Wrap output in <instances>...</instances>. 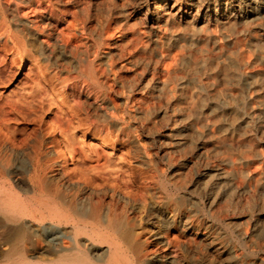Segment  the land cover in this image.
I'll return each mask as SVG.
<instances>
[{
	"label": "rangeland",
	"instance_id": "374dc122",
	"mask_svg": "<svg viewBox=\"0 0 264 264\" xmlns=\"http://www.w3.org/2000/svg\"><path fill=\"white\" fill-rule=\"evenodd\" d=\"M201 1L9 4L0 18V182L65 216L79 200L115 208L111 225L102 208L64 246L57 231L70 225L0 221V264H264V0ZM15 4L25 13L18 23ZM27 19L49 33L47 56L15 32ZM61 33L77 48L61 46ZM37 173L62 199L34 190Z\"/></svg>",
	"mask_w": 264,
	"mask_h": 264
},
{
	"label": "bare ground",
	"instance_id": "6f19581e",
	"mask_svg": "<svg viewBox=\"0 0 264 264\" xmlns=\"http://www.w3.org/2000/svg\"><path fill=\"white\" fill-rule=\"evenodd\" d=\"M201 1V0H200ZM25 3L29 4L31 2H34V4L36 5V11L40 10L41 9V0H24ZM49 2V1H48ZM57 2V1H56ZM90 2V1H89ZM173 2V1H172ZM199 2V1H198ZM203 2V1H201ZM10 3H14L13 0H0V18L1 16L4 14L6 8L9 6ZM182 3V2H181ZM196 3V2H195ZM156 4V3H155ZM30 5V4H29ZM43 5V4H42ZM199 5V4H198ZM166 6V5H165ZM164 6V7H165ZM194 6V5H193ZM201 6V5H200ZM247 6V5H246ZM10 7V6H9ZM199 7V6H198ZM196 8V7H195ZM23 9V8H22ZM177 9V8H176ZM159 10V9H158ZM161 11V10H159ZM166 11V10H165ZM177 11V10H176ZM183 11V10H182ZM200 11V10H199ZM22 12V11H20ZM16 7V4H15V8L13 9V15H12V18L11 20L15 21V22H19L18 21V18H21V14H25L24 12L23 13H20ZM198 12V10H197ZM43 13V12H42ZM29 14V13H28ZM158 14V13H157ZM160 14V13H159ZM170 14V13H169ZM172 14V12H171ZM187 14V13H186ZM27 15V14H26ZM180 16V15H179ZM194 16V15H192ZM16 18V19H15ZM52 18V17H51ZM162 18V17H161ZM3 19V18H2ZM175 19V18H174ZM189 19V18H188ZM1 20V19H0ZM64 20V19H63ZM56 21V20H55ZM177 21V20H176ZM185 21V20H184ZM142 22V21H141ZM149 22V21H148ZM162 22V21H161ZM193 22V21H191ZM2 23V22H1ZM0 23V25H2ZM4 23V22H3ZM6 23V22H5ZM4 23V24H5ZM155 23V22H154ZM227 23V22H226ZM40 23L36 20V19H27L24 23H19L20 25V29H16L15 28V32L20 36L22 37L26 44L28 43L27 41L30 40L29 38H31V40H33V42L37 43V47H38V52L40 55H45L47 56L46 54V47H48L50 45V41H49V33H46L45 31H43V26L39 25ZM48 24V23H47ZM143 25V24H142ZM2 27V26H1ZM72 27V21L68 22L67 25H66V28L67 29H71ZM178 27V26H177ZM3 28V27H2ZM157 28V27H156ZM174 28V27H173ZM2 31V29H0ZM50 30V29H49ZM48 31V30H47ZM49 32V31H48ZM65 32V31H64ZM69 35V33H61L60 34V42L62 43L61 46L63 47H70L71 49H75L77 48L76 47V43L72 42L74 41L73 39H75L76 37L73 35L71 36V38L67 37ZM52 36V35H51ZM13 37V36H12ZM17 36H15L16 38ZM19 40L20 38L17 37ZM17 38H16V42H17ZM158 38V37H157ZM72 40V41H71ZM77 40V39H76ZM22 41V40H20ZM20 43V42H19ZM135 43V42H134ZM139 44V43H138ZM161 44V43H160ZM21 45V44H20ZM30 44H28L29 46ZM162 45V44H161ZM165 45V43H164ZM23 46V45H22ZM11 48V47H10ZM20 49V48H19ZM23 50V49H22ZM160 50V49H159ZM48 52V51H47ZM170 53V52H169ZM172 55V54H170ZM167 56V54H166ZM49 59V58H48ZM65 59V58H63ZM175 59V58H174ZM169 60H170V56L168 58V63H169ZM165 61V60H164ZM163 61V62H164ZM171 61V60H170ZM167 62V61H166ZM163 66V65H162ZM161 66V67H162ZM165 66H167L165 64ZM89 67H90V70L91 72H93V75H90L89 77H91V79L94 78V67H93V61H90L89 60ZM172 68V67H171ZM170 68V69H171ZM59 69V68H58ZM160 70V69H159ZM172 70V69H171ZM161 71V70H160ZM158 71V72H160ZM57 73V72H56ZM159 74V73H158ZM172 74V72H171ZM2 76V75H1ZM162 76V75H161ZM109 77V76H108ZM61 78V76H60ZM59 80V79H58ZM111 80V79H110ZM2 81V79H1ZM90 81V80H89ZM3 82V81H2ZM64 82V81H63ZM75 82V81H74ZM108 83H110L109 81H106ZM1 83V82H0ZM6 84V83H5ZM159 84V83H158ZM81 85V84H80ZM104 86V85H103ZM106 87V86H104ZM73 91V90H72ZM92 92V91H91ZM156 93V92H155ZM79 94L76 93L75 94V100L76 101H79ZM110 95V94H109ZM90 96V95H89ZM93 97V102L95 103V95L92 96ZM86 98V97H85ZM113 99V98H112ZM83 100V99H82ZM114 100V99H113ZM73 101V100H72ZM87 101V100H86ZM13 102V101H12ZM89 102V101H88ZM99 102V101H98ZM116 102V101H114ZM97 103V102H96ZM108 103H110V105H112V101L108 98ZM26 104V103H25ZM32 104V103H31ZM94 106V105H93ZM107 108V107H106ZM90 109V108H89ZM15 110V109H14ZM41 110V109H40ZM103 110V109H102ZM17 113V112H16ZM38 115V114H37ZM20 116V115H19ZM42 116V114H41ZM104 116V115H103ZM105 116L108 118V119H111L112 116H111V113L110 111L108 112H105ZM1 117V116H0ZM29 118V117H28ZM27 118V119H28ZM40 118V117H39ZM24 119V118H23ZM12 120V119H11ZM31 120V119H30ZM38 120V119H37ZM19 121V120H18ZM33 121V120H31ZM94 125V124H93ZM6 127V126H5ZM92 127V126H91ZM10 129V128H9ZM35 129V128H34ZM98 131V130H97ZM32 132H33V129H32ZM30 131V134L27 133V137L23 140L24 143H26L28 141V139L30 140L32 136V133ZM32 133V134H31ZM36 133V132H34ZM124 133V132H123ZM7 134V133H6ZM121 135V134H120ZM7 136V135H6ZM9 136V134H8ZM7 136V137H8ZM24 137V136H23ZM31 137V138H30ZM11 139V138H10ZM9 138L6 139V140H10ZM13 139V138H12ZM35 139H37L35 137ZM137 139V138H136ZM4 140V139H3ZM15 140V139H14ZM22 140V139H21ZM38 140V139H37ZM11 141V144L13 140H10ZM9 142V141H7ZM29 142V141H28ZM38 142V141H37ZM1 143V142H0ZM16 143V142H15ZM14 143V144H15ZM10 144V142H9ZM13 144V145H14ZM17 144V143H16ZM15 144V146H16ZM2 146V145H0ZM7 146V145H6ZM9 147V146H8ZM33 148V145L31 146ZM35 147V146H34ZM2 149V147H0V150ZM36 150V148H33V150ZM143 149V148H142ZM59 151V150H58ZM68 151V150H67ZM144 151V150H143ZM7 153L9 155H21L23 154V156H29V153L25 152L24 149H17L16 147H11V148H8L7 149ZM61 154V152H59ZM74 153V152H72ZM69 154V152H68ZM76 154V153H75ZM3 155V154H2ZM63 155V154H62ZM72 155V154H71ZM1 156V155H0ZM64 156V155H63ZM78 156V155H77ZM64 158V157H63ZM17 159V158H16ZM82 160V159H81ZM98 161V160H97ZM96 161V162H97ZM101 165V164H100ZM42 166V165H41ZM95 166V165H94ZM97 167V166H96ZM1 168V167H0ZM16 168V167H15ZM14 168V169H15ZM24 168V167H23ZM38 168V167H36ZM42 168V167H41ZM1 171V170H0ZM102 173V172H101ZM1 174V173H0ZM16 174V173H15ZM90 178V177H89ZM0 179H1V175H0ZM14 179V177H13ZM34 179V181H33ZM32 180L30 179V181L32 182L33 184V188L34 190L36 188H39L40 191H43L45 189L47 195L51 192H54L55 196L56 197H59L62 199V196L63 194L58 190V189H55L54 191H51V189H49L50 187L46 185V182H47V179L45 176L41 175L40 174H36L34 176ZM140 179V178H139ZM90 180V179H89ZM111 182V181H110ZM120 182V181H119ZM118 182V183H119ZM48 183H50L48 181ZM94 183V181H93ZM103 183V182H102ZM114 183V182H113ZM2 184V185H1ZM120 184V183H119ZM90 185V184H89ZM105 185V184H104ZM115 185V184H114ZM126 185V184H125ZM133 185V184H132ZM132 185H130L132 187ZM96 186V185H94ZM106 186V185H105ZM122 186V185H121ZM120 186V187H121ZM124 186V185H123ZM13 187V186H12ZM119 187V185H118ZM5 187L3 186V183L0 182V221L4 222V223H7V224H12L15 228L17 226V224L20 222L21 220V217L22 216H30L32 218H38L39 220H44L46 218H50L53 222H55L57 225H62V224H65V226H68L70 225L69 229H64V232L63 233H60L57 231L58 235L61 237L60 239V242H61V245L64 246L66 245V241L70 239V237H76L77 234L83 232L86 230L87 228V224L95 221L96 219H98L101 215H102V208L106 209V211L104 210V215H102L105 219V221L107 222V225H111L112 223V219L111 217H109V214L110 212H113V209L112 208H115L114 207V204L112 205L111 203L109 204H104L105 202L102 201V200H97L96 202H90V200H88V202H83V200H79V204H76L73 208L70 209V211H72L73 213V216L70 217V215L68 216H65V213H63V210H60V206H58L57 204H54V205H50V206H46L47 203H41V202H38V201H34L33 198H30L28 199V201H25L24 199H21V196H19L16 192H12L11 189H4ZM110 188V187H109ZM113 188V186H112ZM117 188V187H116ZM115 186H114V189H116ZM123 188V187H122ZM120 189V188H119ZM96 190V189H95ZM113 191V190H112ZM115 191V190H114ZM114 191L112 193H114ZM44 192V191H43ZM72 192V191H71ZM116 192V191H115ZM129 193V192H128ZM127 193V194H128ZM138 193V192H137ZM125 194V193H124ZM122 194L123 198L120 197L119 195L117 196V201L116 202H122L124 201L125 203L126 200H124V198L126 197L127 194ZM132 194V193H131ZM104 195V194H103ZM142 195V194H141ZM140 195V196H141ZM111 196H114V195H111ZM139 196V197H140ZM74 197V195H73ZM84 197V196H83ZM143 198V197H142ZM136 199V198H135ZM52 200V199H50ZM92 200V199H91ZM113 200V199H112ZM143 200V199H142ZM68 201V200H67ZM115 201V200H114ZM47 202V201H46ZM49 202V201H48ZM68 204V203H67ZM120 204V203H119ZM46 207H44V206ZM120 206V205H119ZM42 208V209H41ZM123 208V207H122ZM101 218V219H102ZM111 219V220H110ZM49 222V221H48ZM39 223V222H38ZM22 225V224H21ZM9 227V226H8ZM12 227V226H11ZM20 227V226H19ZM110 226H107V229H109ZM111 228V227H110ZM106 229V228H105ZM9 230V229H8ZM46 232L47 231H55L57 230V227L56 226H51L49 228H46L45 229ZM7 232V231H6ZM21 232V231H20ZM34 232V231H33ZM56 232V231H55ZM62 232V231H61ZM13 234V233H12ZM49 234V233H48ZM47 234V235H48ZM35 235V234H34ZM191 237V236H190ZM53 240V239H52ZM198 240V238H197ZM59 242V241H58ZM179 242V241H178ZM210 242V241H209ZM213 242V241H212ZM161 243V242H160ZM11 244V243H10ZM214 244V243H213ZM56 245V244H55ZM84 246V244H82ZM58 246V245H57ZM72 246V245H71ZM89 246V245H88ZM170 246V245H169ZM11 248V247H10ZM170 249V248H168ZM171 252V251H169ZM174 252V251H173ZM213 253V252H212ZM13 255V254H12ZM166 256V255H165ZM162 258V257H161ZM221 258V257H220ZM218 258V259H220ZM174 259V258H173ZM178 259V258H177ZM222 259V258H221ZM177 261V260H176ZM216 261V260H215ZM75 263V260L73 261ZM73 262L71 263H66V264H73ZM163 262V264H171L172 261H161ZM176 263V262H175ZM160 264V263H158Z\"/></svg>",
	"mask_w": 264,
	"mask_h": 264
}]
</instances>
